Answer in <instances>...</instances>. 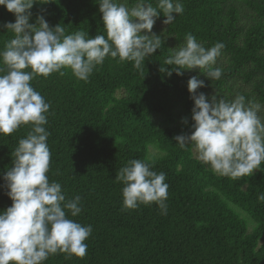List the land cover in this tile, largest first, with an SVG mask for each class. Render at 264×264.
<instances>
[{
	"label": "trees",
	"instance_id": "obj_1",
	"mask_svg": "<svg viewBox=\"0 0 264 264\" xmlns=\"http://www.w3.org/2000/svg\"><path fill=\"white\" fill-rule=\"evenodd\" d=\"M40 2L47 0L33 5L29 23L42 14L66 35L106 36L99 0ZM149 2L157 6V0ZM181 2L184 12L173 23L165 25L163 15L156 19L152 32L161 36V47L141 69L108 56L87 82L70 68L61 69L64 75L54 72L31 81L51 105L45 125L49 180L61 184L66 199L81 197V213L69 218L93 229L84 257L57 253L44 264H264V202L258 200L264 193V162L251 176H222L197 158L193 144L181 148L174 140L192 131V76L205 81L197 92L209 98L218 94L232 100L242 94L246 102L264 106V0ZM128 3L134 6L135 0ZM6 22L14 23L15 15L0 6V51L14 36L2 27ZM187 33L205 48L225 45L223 60L214 66L223 71L219 80L211 81L199 69L183 75L173 70L170 76L160 70L175 67L165 60L184 45ZM259 114L264 116V107ZM30 130L29 124L0 134V211L12 205L3 176L13 166L19 139ZM132 159L166 174L167 215L154 202L134 210L123 207L124 185L115 177Z\"/></svg>",
	"mask_w": 264,
	"mask_h": 264
},
{
	"label": "clouds",
	"instance_id": "obj_2",
	"mask_svg": "<svg viewBox=\"0 0 264 264\" xmlns=\"http://www.w3.org/2000/svg\"><path fill=\"white\" fill-rule=\"evenodd\" d=\"M37 2L0 0V6L15 15L14 23L2 25L14 36L0 51V62L5 66L0 68L4 73L0 74V134L10 135L22 125H31L12 152L13 166L3 176L12 205L0 211V264H44L57 253L82 258L87 253L85 241L93 231L91 225L69 218V214L76 217L81 213V197L66 199L61 184L49 180L50 133L45 125L51 105L31 81L54 72L64 75L61 69L70 68L76 78L87 82L108 56L134 62L133 66L141 69L146 57L161 47V36L152 32L156 19L163 15V23L170 25L184 12L181 0H157L156 7L149 0H135L131 7L128 0H99L106 36L87 38L84 31L66 35L60 24L50 27L42 14L37 15L35 24L29 23L30 9ZM224 47L217 42L205 48L187 33L184 45L172 49L165 60V65L175 67L160 70L170 76L173 70L183 75V70L199 69L211 81L219 80L223 71L214 66ZM203 87L205 81L198 75L188 80L194 123L190 135H176L174 140L181 148L193 144L197 158L219 175L251 176L264 162V116L259 114L264 106L246 102L242 94L232 100L218 99V94L209 98L197 92ZM183 123H188L187 118ZM151 169L150 163L132 159L118 170L115 179L124 185L123 207L134 210L154 202L167 215L166 174ZM258 200L264 202V193Z\"/></svg>",
	"mask_w": 264,
	"mask_h": 264
},
{
	"label": "rangeland",
	"instance_id": "obj_3",
	"mask_svg": "<svg viewBox=\"0 0 264 264\" xmlns=\"http://www.w3.org/2000/svg\"><path fill=\"white\" fill-rule=\"evenodd\" d=\"M222 60H223V59L219 56V57H217L216 63H218V62H220V61H222ZM153 152H154V151H153ZM236 210H239V211H240V215H241V216H243V215L246 216L245 212L242 211L241 209L236 208ZM261 242H263V241L261 240Z\"/></svg>",
	"mask_w": 264,
	"mask_h": 264
}]
</instances>
